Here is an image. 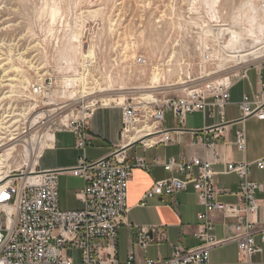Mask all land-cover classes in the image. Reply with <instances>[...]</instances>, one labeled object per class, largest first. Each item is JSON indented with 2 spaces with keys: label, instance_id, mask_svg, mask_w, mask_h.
<instances>
[{
  "label": "rangeland",
  "instance_id": "obj_1",
  "mask_svg": "<svg viewBox=\"0 0 264 264\" xmlns=\"http://www.w3.org/2000/svg\"><path fill=\"white\" fill-rule=\"evenodd\" d=\"M261 68L264 0H0V111L21 126L0 134V154L17 151L0 176L26 171L104 99L145 107ZM47 77L51 94L31 95ZM60 184L70 209L74 185Z\"/></svg>",
  "mask_w": 264,
  "mask_h": 264
},
{
  "label": "built area",
  "instance_id": "obj_2",
  "mask_svg": "<svg viewBox=\"0 0 264 264\" xmlns=\"http://www.w3.org/2000/svg\"><path fill=\"white\" fill-rule=\"evenodd\" d=\"M231 85L230 81H214L183 98H169L145 107L124 104L121 136L124 139L126 131L141 125L140 136L127 140L107 158L92 162L82 157L75 169L70 170L74 177L81 178L85 183L76 196L83 204L79 211H63L60 207L59 176L62 171H44L36 162L30 169L28 167L26 171L0 180V264H75L70 251L80 252L82 264H120L116 258L118 229L129 213L130 179L136 169L150 170L152 167L143 159L131 160L126 147L136 143L168 146L174 141L172 134L184 132L187 117L201 113L205 120L215 122L203 128L206 136L201 139L215 162L220 159L215 149L216 142L226 137L232 125H237L234 131L236 148L246 152L245 123L252 117L264 120V99L255 102L245 95L240 105V118L229 122L225 111L230 102ZM53 86V78L47 77L44 82L33 84L30 94L40 99L47 98ZM92 113L79 121H67L59 131L72 133L77 149L83 153L93 143L87 123ZM9 115V111H0V134L8 135V131L16 133L21 127L20 124L12 125ZM169 115L178 126L167 130L164 126ZM148 139L153 142L146 143ZM4 140H0V147L7 145ZM153 165L163 166L174 175L157 181L145 193L141 204L156 197H171L192 189L204 211L198 216L200 227L194 233L195 239L200 242L199 247L184 249L180 245L173 246L170 259L146 260L142 264H212L211 252L230 242L237 244L238 258L234 264H255L254 256L261 252L256 237L264 244V221L250 218L257 216L261 210L256 194L260 187L250 176L253 165L264 170V160L253 165L245 162L226 164L224 174H234L240 179L239 202L232 205L220 200L221 192L215 180L218 173L211 162L198 158L186 162L158 158ZM217 215L235 219L231 237L217 240L212 222ZM133 242L134 248L145 250L152 239L149 232L142 229ZM128 258L127 264H139L134 253Z\"/></svg>",
  "mask_w": 264,
  "mask_h": 264
},
{
  "label": "crops",
  "instance_id": "obj_3",
  "mask_svg": "<svg viewBox=\"0 0 264 264\" xmlns=\"http://www.w3.org/2000/svg\"><path fill=\"white\" fill-rule=\"evenodd\" d=\"M264 68L259 71H249L243 78L232 83L230 87V102L225 111L229 122L238 120L241 116L240 105L245 95L251 100L260 102L264 99ZM189 118L195 120L190 122ZM164 126L170 130L178 126L171 115ZM185 130L174 133V141L168 146H145L143 143L126 147L131 160L143 159L150 170L136 169L130 179L128 192V215L126 221L118 229L116 258L120 264H127L129 255L134 253L137 263L142 264L146 260L158 261L171 258L173 246H182L184 249L199 247L200 242L194 237L199 230L198 216L204 210L199 205L198 195L188 189L171 197H156L141 204L143 196L157 181L170 179L174 174L167 172L163 166L153 165L155 159L176 161H190L192 159H204L212 163L216 175L217 188L221 192L220 200L226 204L239 202L240 179L234 174H224L226 164L245 162L254 164L264 160V120L250 118L245 123L247 134L246 152H240L235 146L234 131L237 125H232L226 133V137L216 142L215 149L220 155L219 161H214L212 153L207 150L203 140L206 135L202 132L206 126L215 122L205 120L201 113L188 116ZM88 133L93 138L92 145L83 153L77 149V141L74 135L68 131L56 132L51 144L41 152L37 162L44 171H62L59 176V184L68 180L73 184L72 195L77 204L70 207L72 211H79L83 204L75 196L83 189L85 183L81 178L74 177L70 170L75 169L80 159L85 157L88 161H98L109 157L114 151L127 143V137L121 136L123 122L122 109L120 107H100L93 110L88 120ZM209 137V135H208ZM250 179L257 183L260 189L257 191V199L260 202V213L251 216L253 221H264V170L252 167ZM61 187V184H60ZM60 199V188H59ZM61 207V206H60ZM62 209V208H61ZM63 211H66L62 209ZM215 227L214 235L218 239H226L233 235L235 219H226L221 215L212 218ZM142 229L149 232L152 243L145 250L134 248V240L138 231ZM261 252L254 256L255 264H264V244L256 237ZM69 255L75 260V264H82L79 251H70ZM212 264H234L237 262V244L230 242L219 246L211 252Z\"/></svg>",
  "mask_w": 264,
  "mask_h": 264
},
{
  "label": "bare ground",
  "instance_id": "obj_4",
  "mask_svg": "<svg viewBox=\"0 0 264 264\" xmlns=\"http://www.w3.org/2000/svg\"><path fill=\"white\" fill-rule=\"evenodd\" d=\"M251 42H253V41H251ZM155 79L158 80L159 76L156 75ZM225 80H227V83H228V79H225ZM218 82L224 83V80H219ZM143 100H152V103L157 102V100H155L152 96H147V98H143ZM103 102H104L103 107H106L109 104L110 99H104ZM141 129H142L141 125H139V126L135 125L132 129H129L128 131L125 132L124 137H127L129 140L137 139L140 136L139 132L141 131ZM152 142H153V140H149V139L146 140V143L150 144ZM16 152H17L16 149L12 148V149L7 150V152L5 154H0V171H3V169L9 165V162L13 159V156ZM27 156L31 159L33 154L30 153ZM33 163L35 164L36 162H33ZM33 163H32V160H30L29 164L27 166H29V168H30V165ZM34 164H33V166H34ZM2 174L3 173L0 172V175H2ZM9 177H11V176H5L4 178H2L0 176V180H4L6 178L8 179Z\"/></svg>",
  "mask_w": 264,
  "mask_h": 264
},
{
  "label": "water",
  "instance_id": "obj_5",
  "mask_svg": "<svg viewBox=\"0 0 264 264\" xmlns=\"http://www.w3.org/2000/svg\"><path fill=\"white\" fill-rule=\"evenodd\" d=\"M137 144H139V143H136L135 145H137Z\"/></svg>",
  "mask_w": 264,
  "mask_h": 264
}]
</instances>
